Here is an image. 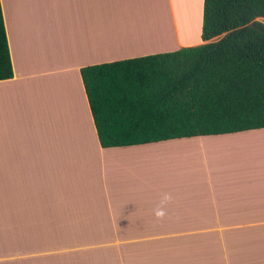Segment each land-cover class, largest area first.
Returning <instances> with one entry per match:
<instances>
[{
  "label": "crops",
  "instance_id": "obj_1",
  "mask_svg": "<svg viewBox=\"0 0 264 264\" xmlns=\"http://www.w3.org/2000/svg\"><path fill=\"white\" fill-rule=\"evenodd\" d=\"M176 1L0 0V264H264V127L99 144L81 67L203 43ZM147 9L167 45L116 41Z\"/></svg>",
  "mask_w": 264,
  "mask_h": 264
},
{
  "label": "trees",
  "instance_id": "obj_2",
  "mask_svg": "<svg viewBox=\"0 0 264 264\" xmlns=\"http://www.w3.org/2000/svg\"><path fill=\"white\" fill-rule=\"evenodd\" d=\"M256 17L264 18V0H203V43L81 67L99 144L264 127V23ZM12 76L0 3V80Z\"/></svg>",
  "mask_w": 264,
  "mask_h": 264
},
{
  "label": "bare ground",
  "instance_id": "obj_3",
  "mask_svg": "<svg viewBox=\"0 0 264 264\" xmlns=\"http://www.w3.org/2000/svg\"><path fill=\"white\" fill-rule=\"evenodd\" d=\"M145 11L148 15L145 16L142 26H126L120 33L115 31V40H121V42L135 40V42L153 46L167 45L164 40L169 36V29L162 18L163 12L158 9Z\"/></svg>",
  "mask_w": 264,
  "mask_h": 264
},
{
  "label": "rangeland",
  "instance_id": "obj_4",
  "mask_svg": "<svg viewBox=\"0 0 264 264\" xmlns=\"http://www.w3.org/2000/svg\"><path fill=\"white\" fill-rule=\"evenodd\" d=\"M176 12L182 38L185 40H194L199 38L202 19L198 9L195 7L187 9L185 6L176 1ZM256 20L264 23V18L262 17H256Z\"/></svg>",
  "mask_w": 264,
  "mask_h": 264
},
{
  "label": "clouds",
  "instance_id": "obj_5",
  "mask_svg": "<svg viewBox=\"0 0 264 264\" xmlns=\"http://www.w3.org/2000/svg\"><path fill=\"white\" fill-rule=\"evenodd\" d=\"M168 199H170L168 196H165L164 197V200L167 201ZM154 215L157 217V218H162L164 216V211H163V208H158L155 212H154Z\"/></svg>",
  "mask_w": 264,
  "mask_h": 264
}]
</instances>
